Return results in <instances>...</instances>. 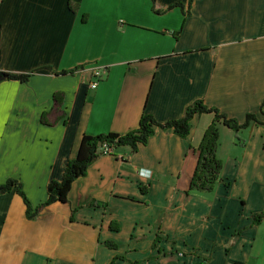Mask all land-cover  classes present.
Instances as JSON below:
<instances>
[{"label": "crops", "instance_id": "1", "mask_svg": "<svg viewBox=\"0 0 264 264\" xmlns=\"http://www.w3.org/2000/svg\"><path fill=\"white\" fill-rule=\"evenodd\" d=\"M69 1L0 0V71L31 72L0 80V184L21 181L32 206L84 134H125L144 113L176 119L198 99L264 121V0H157L183 4L163 13L152 0H73L75 12ZM94 67L107 70L95 89ZM213 117L196 115L187 138L158 128L136 151L116 147L36 219L15 191L0 194V264H264V220H253L264 213V124L237 136L220 124L222 179L189 191V147Z\"/></svg>", "mask_w": 264, "mask_h": 264}, {"label": "trees", "instance_id": "2", "mask_svg": "<svg viewBox=\"0 0 264 264\" xmlns=\"http://www.w3.org/2000/svg\"><path fill=\"white\" fill-rule=\"evenodd\" d=\"M154 3V11L157 13H163L172 7L182 6L183 4H171L163 8L158 7L157 0H152ZM69 9L72 12L77 11L79 3L73 0L69 1ZM83 21H86L87 15L84 14L82 17ZM177 35V33H175ZM178 36V35H177ZM85 68L84 65H77L74 68L68 70H62L60 73L71 74L78 69ZM4 79H18L21 82H25L29 79L30 73H18V72H3L0 71ZM63 91H57L54 95V110L57 112L58 117H64L66 111L63 109ZM264 105V104H262ZM262 112V110H261ZM205 113H213L214 117L203 133L201 143L197 146H190L191 151L197 154V163L195 164L194 173L190 179L189 191L198 190L209 192L212 191L217 182L220 181L221 171L223 168V160L218 157L217 151L219 148V133L220 124L228 126L231 130L235 131L236 136L238 133L247 128L251 123H261L259 116L255 113H248L247 117L243 122H239L235 118L222 113L216 106L207 105L201 99L196 100L189 105L182 117L166 120L164 122L158 121L154 118L153 114L144 113L141 115L138 127L133 130H129L125 134L123 133H101L97 135L84 134L81 143L79 144L76 156L69 159L65 165L64 174L62 178L53 179L47 186V200L32 206L29 197L26 195L23 183L15 178H8L4 183L0 184V194L15 191L19 194L26 205L27 217L29 220L36 219L44 207L51 205L54 202L60 201L62 203L68 201L69 191L72 189L73 182L78 178L84 176L88 172V168L95 160H98L101 156L108 154L111 155L114 149L118 146H129L132 151H136L142 145H147L150 137L155 131L160 128L164 130H172L174 134L187 138L192 130V120L196 115H202ZM264 114V113H262ZM108 147L111 151L108 153L104 152V149ZM144 190V189H143ZM254 222L261 223L264 220V213L254 214ZM111 228L117 230L119 224L113 222ZM111 247H115L114 242H107ZM116 257L113 258L111 264H116Z\"/></svg>", "mask_w": 264, "mask_h": 264}, {"label": "built area", "instance_id": "3", "mask_svg": "<svg viewBox=\"0 0 264 264\" xmlns=\"http://www.w3.org/2000/svg\"><path fill=\"white\" fill-rule=\"evenodd\" d=\"M106 73H107V70L105 67H94L91 69V74H92V77H93V81L90 83V86L92 88H96L97 85L99 84V82L105 78L106 76ZM111 151V149H108V147H106L104 149V152L105 153H109Z\"/></svg>", "mask_w": 264, "mask_h": 264}, {"label": "water", "instance_id": "4", "mask_svg": "<svg viewBox=\"0 0 264 264\" xmlns=\"http://www.w3.org/2000/svg\"><path fill=\"white\" fill-rule=\"evenodd\" d=\"M1 79H4V77H3V75L0 74V80H1Z\"/></svg>", "mask_w": 264, "mask_h": 264}, {"label": "rangeland", "instance_id": "5", "mask_svg": "<svg viewBox=\"0 0 264 264\" xmlns=\"http://www.w3.org/2000/svg\"><path fill=\"white\" fill-rule=\"evenodd\" d=\"M263 104H264V103H263ZM261 110H262V108H261ZM261 113H263V111H262ZM263 115H264V114H263ZM221 178H222V177H221ZM218 182H219V181H218ZM218 182H217V183H218ZM215 187H216V186H215ZM214 189H215V188H214Z\"/></svg>", "mask_w": 264, "mask_h": 264}]
</instances>
